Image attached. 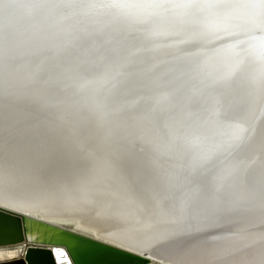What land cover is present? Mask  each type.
Here are the masks:
<instances>
[{
  "label": "bare ground",
  "instance_id": "bare-ground-1",
  "mask_svg": "<svg viewBox=\"0 0 264 264\" xmlns=\"http://www.w3.org/2000/svg\"><path fill=\"white\" fill-rule=\"evenodd\" d=\"M0 207L65 264H264V0H0Z\"/></svg>",
  "mask_w": 264,
  "mask_h": 264
},
{
  "label": "water",
  "instance_id": "water-1",
  "mask_svg": "<svg viewBox=\"0 0 264 264\" xmlns=\"http://www.w3.org/2000/svg\"><path fill=\"white\" fill-rule=\"evenodd\" d=\"M25 218L22 214L0 207V246H14V244L22 243V247H24L21 257L13 261H2L0 264H57L55 255L58 253L55 254L53 246L61 247L63 243L42 244L28 241ZM44 223L47 224V222ZM68 231L69 234L84 238L85 242L93 245L90 250L77 256L71 253L70 264H153V260L146 254H137L127 249H121L94 239V237L91 238L89 235L83 236L72 228Z\"/></svg>",
  "mask_w": 264,
  "mask_h": 264
},
{
  "label": "snow or ice",
  "instance_id": "snow-or-ice-1",
  "mask_svg": "<svg viewBox=\"0 0 264 264\" xmlns=\"http://www.w3.org/2000/svg\"><path fill=\"white\" fill-rule=\"evenodd\" d=\"M58 264H65L64 260L62 259L64 253H58Z\"/></svg>",
  "mask_w": 264,
  "mask_h": 264
},
{
  "label": "rangeland",
  "instance_id": "rangeland-1",
  "mask_svg": "<svg viewBox=\"0 0 264 264\" xmlns=\"http://www.w3.org/2000/svg\"><path fill=\"white\" fill-rule=\"evenodd\" d=\"M69 227V226H68Z\"/></svg>",
  "mask_w": 264,
  "mask_h": 264
}]
</instances>
